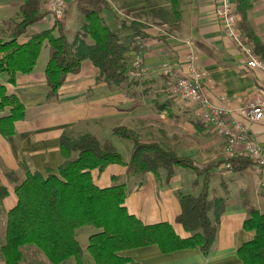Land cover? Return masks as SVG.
Wrapping results in <instances>:
<instances>
[{"label":"crops","instance_id":"obj_1","mask_svg":"<svg viewBox=\"0 0 264 264\" xmlns=\"http://www.w3.org/2000/svg\"><path fill=\"white\" fill-rule=\"evenodd\" d=\"M25 1L0 0V38L3 40L10 39L9 31L20 21V8ZM231 1L238 6V0ZM41 2L44 13L45 2ZM68 2L63 22L69 42L84 41L93 45V40L85 36L86 19L77 0ZM107 2L101 18L126 47L133 50L142 41L145 73H132L129 82L118 87L100 78L99 69L85 60L81 72L68 77L58 97L48 99L50 88L45 70L50 59L49 44L43 47L34 71L18 74L15 85L9 83L8 74L0 73V86L6 87L8 95L16 96L26 109L25 118L15 125L13 137L0 134V189L7 191L0 201V264H5L1 248L6 243L8 214L18 203L16 188L26 180L28 172L48 177L50 171L63 165L60 139L65 134L72 138L90 134L100 143L110 141L126 162L130 160L133 145L113 135L119 127L133 131L144 143L159 144L179 157L194 161L200 168L225 161V141L203 122L201 109L171 97V80L163 73L165 65L176 78L184 76L195 65L204 74L205 96L214 105L224 107L228 121L242 123L248 128L250 139L264 147V118L254 122L241 112L264 100V72L248 68L244 56L226 37L222 22L216 16L222 0H181L179 20L174 19L169 0ZM122 21L130 28L123 30ZM239 23L245 26L242 30L245 36L248 32L255 36L258 48L246 38L257 50L255 53L264 59V0H255L245 21L240 15ZM30 28L35 32L28 34L27 31L19 39L20 44L50 29L45 21ZM46 47L48 54H43ZM8 114L9 109H5L0 118ZM184 171L176 168L169 183L163 170L129 175L120 165H111L103 172L94 170L91 175L101 189L125 185V206L144 225L169 224L179 237L186 239L190 233L176 222L182 212L180 196H198L203 177ZM223 184L227 186V193ZM216 196L225 198L227 207L209 256L198 249L163 254L158 246L124 251L120 256L130 259L132 264H243L238 249L255 238V232L246 231L244 223L252 210L264 213V175L254 164L242 173L226 170L222 165L213 170L210 182L209 198ZM94 233L92 228L77 232L82 264H96L88 251V240ZM22 264L50 262L36 248L25 247ZM66 264L76 262L71 260Z\"/></svg>","mask_w":264,"mask_h":264},{"label":"trees","instance_id":"obj_2","mask_svg":"<svg viewBox=\"0 0 264 264\" xmlns=\"http://www.w3.org/2000/svg\"><path fill=\"white\" fill-rule=\"evenodd\" d=\"M169 1L174 19L179 20L181 0ZM254 1L238 0L237 10L242 21ZM77 4L86 19L85 36L93 40V45L84 41L69 42L63 21H57L50 29L20 44L19 39L28 29L43 22L49 14L47 10L42 13L41 0L25 1L20 8V21L9 31L10 39L0 38V73L9 75L11 85L16 84L18 74L34 71L46 42L50 54L45 70L50 88L48 99L58 97L68 77L81 72L85 60L99 69L100 78L108 84L120 87L129 82L131 74L136 72L133 53L138 51L137 45L133 50L126 47L101 18L104 8L108 7L107 0H77ZM122 27L123 30L130 28L125 21ZM240 28L245 30L243 24ZM246 37L255 48L259 47L254 35L248 32ZM5 109H9V114L0 118V134L10 138L15 134L16 123L25 118L26 109L16 96L8 95L6 87L0 86V113ZM113 135L132 143L129 162L110 141L100 143L90 134L79 138L65 134L60 139L63 165L50 171L48 177L39 172L27 173L26 180L16 188L17 206L8 214L6 243L1 248L5 264H22L25 247L36 248L50 264H66L71 260L82 264L77 232L84 228L96 231L88 240V251L96 264H132L120 253L150 246H158L163 254L198 249L209 256L217 226L227 207L225 198H209L213 170L229 162L231 171L242 173L253 164L251 159L236 157L200 168L194 161L179 157L159 144L142 142L125 127L116 128ZM111 165L125 167L129 175L163 170L168 183L176 168L203 177L198 196H180L182 212L176 222L191 236L182 239L169 224L147 226L131 215L125 206V185L97 187L91 173L94 170L103 172ZM222 187L227 193V186L223 184ZM6 195L7 191L1 188L0 201ZM244 229L254 231L255 238L238 249L239 259L243 264H264V213L252 210Z\"/></svg>","mask_w":264,"mask_h":264},{"label":"built area","instance_id":"obj_3","mask_svg":"<svg viewBox=\"0 0 264 264\" xmlns=\"http://www.w3.org/2000/svg\"><path fill=\"white\" fill-rule=\"evenodd\" d=\"M49 14L43 21L51 27L57 21H64L68 9L67 0H44ZM216 16L222 22L224 33L244 56L247 67L252 70L264 72V59L259 57L250 45L244 32L240 28V14L237 6L231 0H222L216 9ZM138 51L133 54V67L137 73H145L142 67L144 44L141 40L137 43ZM164 75L170 77L169 91L173 99L197 105L202 111V120L212 127L216 135L225 141V160L229 161L239 156L251 159L254 167L264 175V147L253 142L248 133V128L239 122L228 121V111L224 107L214 105L204 94V74L192 65L188 72L179 78L172 75L168 65L163 67ZM249 120L259 122L264 118V100H259L241 111ZM241 151L238 152V148ZM226 170H231V164L226 162Z\"/></svg>","mask_w":264,"mask_h":264},{"label":"rangeland","instance_id":"obj_4","mask_svg":"<svg viewBox=\"0 0 264 264\" xmlns=\"http://www.w3.org/2000/svg\"><path fill=\"white\" fill-rule=\"evenodd\" d=\"M69 8V7H68ZM45 9H46V6H45ZM48 23V22H47ZM48 27H51V25L48 23ZM35 32V29L34 28H30L29 30H28V34H31V33H34ZM46 45H48V43L46 42L45 44H44V47L46 46ZM43 54H48V49H47V47L44 49V51H43ZM184 172H186V173H189L190 175H195L193 172H189V171H184ZM214 186H215V183H214ZM85 229H87V228H85Z\"/></svg>","mask_w":264,"mask_h":264}]
</instances>
